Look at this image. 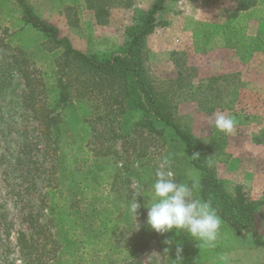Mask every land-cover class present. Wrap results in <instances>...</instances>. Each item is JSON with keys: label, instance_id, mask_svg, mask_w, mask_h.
Returning a JSON list of instances; mask_svg holds the SVG:
<instances>
[{"label": "rangeland", "instance_id": "374dc122", "mask_svg": "<svg viewBox=\"0 0 264 264\" xmlns=\"http://www.w3.org/2000/svg\"><path fill=\"white\" fill-rule=\"evenodd\" d=\"M152 1L111 0L104 23L97 22L85 0H30V4L41 19L58 27L60 36L89 53L117 51L124 42V28L137 22L134 13L147 9ZM234 5L233 0H166L157 16L166 24L145 40V68L183 129L204 146L225 141L222 154L216 157L213 150L209 155L224 189L232 192L240 185L250 197L244 189L250 185L249 192L258 200L264 198V144L255 142L264 133V10L250 12L245 28L234 36L236 46L230 48L225 44V31ZM19 15L13 1L0 0V61L20 51L31 55L35 74L42 77V98L37 106L50 103L56 95L54 55L38 34L22 28ZM8 42L10 45L2 44ZM215 76L225 78L210 86ZM25 94L24 79L17 71L7 88L0 86V264H26L19 233L30 237V216L44 226L49 224L52 205L61 207L63 198L73 199L68 193L78 175L85 177V185L77 198L87 197L98 207L99 216L82 227L69 216L63 218L66 225L59 230L50 226L51 238L42 252L50 251L53 256L42 258L46 264H121L128 256V239L136 244L135 264L264 263V247L254 245L250 233L239 237L222 222L214 247L200 246L175 229L158 234L146 224L145 206L162 161H168L167 168L178 182L191 185L199 178V171L192 168L179 144H162L146 130L136 135L128 125L129 134L124 137L122 116L103 106L97 110L103 116L95 125V116L88 113L95 101L87 98L84 107L71 110L60 122L55 153L32 109L25 105ZM218 112L234 119L233 134L211 126L209 120ZM87 114L91 121L83 120ZM136 118L134 115L132 121ZM118 179L122 183L114 185ZM94 193L99 197L92 199ZM194 195L198 198V187ZM136 199L140 208L135 218L130 206ZM98 219L108 226H100ZM254 226L264 238L259 214ZM67 229L77 234L70 242L64 240ZM52 241L58 246L54 252ZM83 243L86 247L80 249Z\"/></svg>", "mask_w": 264, "mask_h": 264}, {"label": "trees", "instance_id": "16d2710c", "mask_svg": "<svg viewBox=\"0 0 264 264\" xmlns=\"http://www.w3.org/2000/svg\"><path fill=\"white\" fill-rule=\"evenodd\" d=\"M11 1L20 10L19 20L22 28H29L38 34L47 51L54 55L52 75L56 95L50 103L37 106L42 98L39 91L42 77L35 74L36 69L30 59L31 55H25V51L16 52L14 47L12 50L16 53H12L9 59L2 58L0 61V86L7 88L15 71L23 77L26 88L24 103L32 109V114L39 122L45 139L52 142L55 153L61 135L60 122L71 110L84 107L85 99L93 98L95 107H92L88 113L91 112L90 116H95V125L103 116L97 110L103 106L102 108L115 112L116 116H122L124 120L122 136H128V125L129 130L135 132L136 135H141L146 130L160 138L162 144L170 146L179 144L192 168L199 171L198 198L208 201L216 209L221 222L231 228L235 235L242 237L245 232L250 233L252 243L264 247V238L254 226L258 209L264 205V198L250 199L240 185H236L232 192L224 189L223 182L217 179L210 165L209 155L213 150L216 151V157L222 154L225 141H212L211 144L204 146L188 130L183 129L175 121L167 98L156 89L146 73L145 40L148 35L154 33L157 27L166 24L157 18L158 14L164 10L166 0H153L147 9L137 10L134 13L137 22L124 28V42L117 51L89 53L75 48L68 37L60 36L58 27L41 19L30 4V0ZM233 1L235 5L229 11L225 31V44L230 48L236 46L233 41L234 36L239 30L243 31L247 19L251 16L250 12L257 8L264 10V0ZM110 3L111 0H85L86 6L94 11L98 23L107 21ZM2 44L10 45L9 42ZM222 78L225 77H212L210 86ZM101 102L104 105H100ZM134 115L137 118L132 121ZM87 116L88 114L84 115L83 120L91 121L92 117ZM92 130H95V127H92ZM255 142L264 144V133L263 137L256 138ZM125 180L127 181L124 179V182ZM72 183V191L70 190L68 195H74L73 199L63 198L64 205L61 207L57 204L52 205L50 209L52 220L49 219V224L44 226L30 216L29 227L32 229L30 237L25 233H19L20 252L26 264H46L42 258L46 256L49 259L53 256L49 255L50 251L42 252L43 247L51 238L48 228L52 226L59 230L64 227L66 225L64 217L69 216L70 220H73L71 222H81V227L85 222L98 218L99 212L96 205L92 206L89 199H86L87 197L77 198L78 192L85 185V177L78 175ZM121 183L118 179L114 185ZM131 193L128 190L127 199L131 198ZM92 197L95 199L99 196L94 193ZM83 199L88 203L83 204ZM98 220L100 226H108V222L104 219ZM76 235L74 230L67 229L64 240L70 242ZM39 237L41 238L40 243ZM83 242H85L84 238ZM53 243L54 241H52V252L58 247H55ZM85 247L83 243L80 249H85ZM135 249L136 244L128 239L125 243L128 256L121 264L136 263Z\"/></svg>", "mask_w": 264, "mask_h": 264}, {"label": "clouds", "instance_id": "9594fccd", "mask_svg": "<svg viewBox=\"0 0 264 264\" xmlns=\"http://www.w3.org/2000/svg\"><path fill=\"white\" fill-rule=\"evenodd\" d=\"M209 123L217 131L231 135L235 130V121L231 115L223 112L214 114ZM168 161L161 162L155 173V180L150 188L147 203L146 224L156 233L165 234L173 229L177 233H186L203 247H214L221 225L216 209L208 201L196 198L194 190L199 181L193 179L191 185L174 179V174L167 168ZM140 204L137 199L130 206L136 218ZM167 243V241H166ZM177 260L181 249L177 247Z\"/></svg>", "mask_w": 264, "mask_h": 264}, {"label": "crops", "instance_id": "0c3cea01", "mask_svg": "<svg viewBox=\"0 0 264 264\" xmlns=\"http://www.w3.org/2000/svg\"><path fill=\"white\" fill-rule=\"evenodd\" d=\"M264 175V174H263ZM249 182V180H247V183ZM250 185H248V186H244L245 188V190L250 194V199H256V197L253 195V193H251V192H249V190L251 191V189H250V187H249ZM260 190V189H259ZM259 190H258V192H259ZM248 194V195H249ZM258 214L260 215V218H261V220H262V224H264V205H262V206H260L259 207V209H258Z\"/></svg>", "mask_w": 264, "mask_h": 264}]
</instances>
